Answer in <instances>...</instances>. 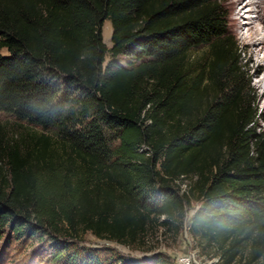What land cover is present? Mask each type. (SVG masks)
<instances>
[{
  "label": "trees",
  "instance_id": "16d2710c",
  "mask_svg": "<svg viewBox=\"0 0 264 264\" xmlns=\"http://www.w3.org/2000/svg\"><path fill=\"white\" fill-rule=\"evenodd\" d=\"M243 80L220 0H0V110L40 129L0 135V235L47 236L55 264H172L58 235L178 233L196 194L189 231L220 264L247 248L264 264V135Z\"/></svg>",
  "mask_w": 264,
  "mask_h": 264
},
{
  "label": "rangeland",
  "instance_id": "374dc122",
  "mask_svg": "<svg viewBox=\"0 0 264 264\" xmlns=\"http://www.w3.org/2000/svg\"><path fill=\"white\" fill-rule=\"evenodd\" d=\"M255 1V2H253ZM225 12L227 30L238 41L240 47V60L243 73V86L248 106L255 112V123L253 128L256 132L264 135V92L254 88L262 71L255 73L256 60L263 59L264 63V42L256 45L252 50L248 49L247 42L242 35V31L235 22L241 12L245 20L247 15H252L255 20L256 29L261 37L264 38V0H220ZM245 5V3H247ZM252 3V4H251ZM242 8V9H240ZM250 8V12L246 9ZM245 11V12H244ZM237 21H240L237 19ZM111 34V24L105 20L102 25V37L105 44L109 47ZM260 45V47H259ZM262 49V50H261ZM253 52V59L250 54ZM258 52V53H257ZM206 53V47L202 46L190 52L189 60L194 64L195 60H202ZM106 54L105 61L108 60ZM213 91L210 90V94ZM40 129L22 120H17L14 115L0 110V135L4 141L15 143L38 134ZM145 148V147H143ZM195 176L181 177L176 180L179 191L188 190ZM190 196V208L186 205L185 216L178 233L166 230L163 225L155 226L154 229L146 232L143 242L139 241L132 245L121 244L116 241L99 238L89 230L77 229L75 231L63 230L59 234V239H64L73 244L87 248H106L113 254L116 252L120 256L132 259H144L152 254L160 253L169 258V262L176 264L179 256H191L193 264H220V258L215 260L218 255L215 245L208 246L199 236L193 235L189 231V218L193 211L199 206L200 201L197 195ZM162 218V217H161ZM4 232L0 235V264H55L50 260V250L48 247V237L21 236L18 239L4 227ZM108 253V251H106ZM248 248L243 250L232 264H246Z\"/></svg>",
  "mask_w": 264,
  "mask_h": 264
},
{
  "label": "bare ground",
  "instance_id": "6f19581e",
  "mask_svg": "<svg viewBox=\"0 0 264 264\" xmlns=\"http://www.w3.org/2000/svg\"><path fill=\"white\" fill-rule=\"evenodd\" d=\"M253 2H255V1H253ZM246 4H248V2L245 3V5ZM240 9H242V8H240ZM250 10H251L250 8L246 9V11H249V12H250ZM237 15L238 16L240 15L239 18L242 17L241 12H237ZM239 18H237V19L240 20V21H237V19H236L235 22L237 23V26L240 29V31H242V35L244 36V39L247 42L246 46L248 47V49L252 50L253 48L256 47L257 44L263 43L264 42V38L259 36L260 33L256 29V25L254 23L255 20H253L252 15L251 14L247 15L245 17L246 18L245 20H243V19L241 20ZM259 47H260V45H259ZM253 52H254V50L250 54V60H252L254 55H255V54L253 55ZM256 62L257 63H256V66H255L254 72L258 73V72L262 71V73L259 76L258 81L256 82L254 88L261 89V92H264V63H263V59L259 58L258 60H256Z\"/></svg>",
  "mask_w": 264,
  "mask_h": 264
},
{
  "label": "built area",
  "instance_id": "2783aa9c",
  "mask_svg": "<svg viewBox=\"0 0 264 264\" xmlns=\"http://www.w3.org/2000/svg\"><path fill=\"white\" fill-rule=\"evenodd\" d=\"M219 254L214 258L215 260L219 259ZM191 256H179L177 258L176 264H193Z\"/></svg>",
  "mask_w": 264,
  "mask_h": 264
}]
</instances>
